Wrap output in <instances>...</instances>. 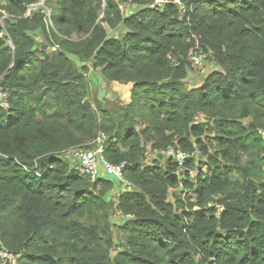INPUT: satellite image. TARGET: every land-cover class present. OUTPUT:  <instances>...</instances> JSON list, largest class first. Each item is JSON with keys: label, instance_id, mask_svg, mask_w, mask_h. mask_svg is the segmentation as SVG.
<instances>
[{"label": "trees", "instance_id": "obj_1", "mask_svg": "<svg viewBox=\"0 0 264 264\" xmlns=\"http://www.w3.org/2000/svg\"><path fill=\"white\" fill-rule=\"evenodd\" d=\"M36 1L0 0V19L12 16L0 37L4 249L18 264H264V0H181L184 13L132 0L127 18L107 0L102 19L101 0H51L50 13L23 18ZM197 40L216 68L189 90ZM90 70L133 84L130 103L92 108ZM100 134L130 190L91 181L62 155ZM170 145L194 156L144 166L146 146ZM174 188L187 194L172 203Z\"/></svg>", "mask_w": 264, "mask_h": 264}, {"label": "built area", "instance_id": "obj_2", "mask_svg": "<svg viewBox=\"0 0 264 264\" xmlns=\"http://www.w3.org/2000/svg\"><path fill=\"white\" fill-rule=\"evenodd\" d=\"M51 0H38L29 5V8L26 10L23 18H32L35 13L41 12H51L49 2ZM150 3L147 4V7L150 9H159L165 4L173 3L179 6L181 9L184 8L181 0H149ZM118 3L119 9L124 13L127 12L130 8L136 10V6L132 0H116ZM107 6V0H101V14L100 19L104 17V12ZM2 17L0 19V25L2 31L0 32V37L7 35L5 31V20L12 18V16L6 11H1ZM52 17L49 14L48 21L51 22ZM10 46L13 47V43L9 40ZM198 43L194 49L189 52V60L196 67H202L204 65V60L207 58L205 54L198 51ZM9 95L7 92L0 90V107L7 111L10 108V103L8 101ZM262 138L264 139V130L260 132ZM107 140V136L100 134L98 138L93 140L86 147H76L66 152H69L74 158V162L71 165L80 175L89 177L91 181H95L100 177H108L113 179L123 191L130 190L132 188V183L124 177V167L122 165H114L110 163L104 156V144ZM164 158L171 159L174 163H177L180 168L183 167L185 161L188 158H191L193 155H188L180 148L176 146H170L166 150L160 151ZM195 173L193 170L191 175ZM223 210V208L218 206V214ZM0 261L2 264H18L19 257L14 254L9 253L4 249L2 243L0 242Z\"/></svg>", "mask_w": 264, "mask_h": 264}, {"label": "rangeland", "instance_id": "obj_3", "mask_svg": "<svg viewBox=\"0 0 264 264\" xmlns=\"http://www.w3.org/2000/svg\"><path fill=\"white\" fill-rule=\"evenodd\" d=\"M136 10L130 8L127 12H124L123 15L125 18L135 14ZM106 30L110 37L121 38L124 33L125 29L123 27L118 28L117 30L112 31L107 25H105ZM189 65L190 69L188 72L187 78L184 80L185 86L191 90L194 88L200 87L207 73H210L213 69L216 68L208 60H204V65L202 67L193 66L190 60ZM87 82H88V94H87V101L91 103L92 108L97 109L102 107L106 110H113L115 108H123L128 103H130L131 92H132V85L131 83L127 84L124 82H108L100 75V72L97 70H90L89 73L86 74ZM247 124V121H246ZM173 146V145H170ZM169 146V147H170ZM85 147V146H84ZM147 151L145 155V160L143 162L144 166H150L157 162L158 164L165 165L166 158L161 154L159 151H153L150 146H146ZM213 152V151H212ZM211 150L210 153L212 154ZM67 161L72 165L74 162V158L69 152H65L62 154ZM195 156L198 157L196 161V169L202 168L205 172L207 170V157L202 156L201 152L196 151ZM195 171V170H194ZM239 176H237L238 178ZM191 182H196V171L190 176ZM181 188H174L170 190L169 201L175 203L178 197L185 198L187 191L180 193ZM193 191L189 192L192 194ZM190 196V195H189ZM192 197V196H191ZM193 198V197H192ZM198 210V208H195ZM123 216L120 213H115L114 220L118 222H123ZM125 219V218H124ZM115 236L120 238L122 234H120L117 230L115 231ZM0 264L2 262L0 261Z\"/></svg>", "mask_w": 264, "mask_h": 264}, {"label": "clouds", "instance_id": "obj_4", "mask_svg": "<svg viewBox=\"0 0 264 264\" xmlns=\"http://www.w3.org/2000/svg\"><path fill=\"white\" fill-rule=\"evenodd\" d=\"M136 8H137V9H136V11H137L139 7L136 6ZM180 9H181V8H180ZM136 11H135V12H136ZM182 11H183V13H184V12H185V8H183ZM183 13H182V14H183ZM99 19H100V17H99ZM197 43H198V40H197ZM197 43H196V45H197ZM198 44H199V43H198ZM188 60H189V58H188ZM206 60H207V59H205V61H206ZM262 131H263V130H262ZM2 245H3V244H2ZM18 257H19V256H18ZM19 259H20V257H19Z\"/></svg>", "mask_w": 264, "mask_h": 264}, {"label": "crops", "instance_id": "obj_5", "mask_svg": "<svg viewBox=\"0 0 264 264\" xmlns=\"http://www.w3.org/2000/svg\"><path fill=\"white\" fill-rule=\"evenodd\" d=\"M39 41H40V39H39ZM132 87H133V85H132Z\"/></svg>", "mask_w": 264, "mask_h": 264}]
</instances>
